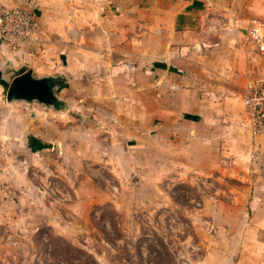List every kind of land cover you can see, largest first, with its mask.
Listing matches in <instances>:
<instances>
[{"label": "rangeland", "instance_id": "obj_1", "mask_svg": "<svg viewBox=\"0 0 264 264\" xmlns=\"http://www.w3.org/2000/svg\"><path fill=\"white\" fill-rule=\"evenodd\" d=\"M0 7L32 12L39 23L14 26L0 41L2 57L9 52L21 64L0 70V264H259V255L242 251L248 182L237 162L206 147L177 152L152 141L130 151L121 134L112 144L99 140L95 127L100 119L110 127L108 111L74 134L60 131L73 123L66 101H8L12 79L29 70L61 84L58 93L67 61L81 69L82 47L52 41L66 31L43 27L32 0ZM24 104L50 112L44 130L53 142L35 154L21 127L29 116L39 120ZM75 115L82 128L83 114Z\"/></svg>", "mask_w": 264, "mask_h": 264}, {"label": "crops", "instance_id": "obj_2", "mask_svg": "<svg viewBox=\"0 0 264 264\" xmlns=\"http://www.w3.org/2000/svg\"><path fill=\"white\" fill-rule=\"evenodd\" d=\"M26 1L0 0L9 6ZM32 1L43 27L66 31L52 41L82 47L81 69L69 60L62 73L67 84L58 101H66L68 111L61 112L73 123L60 131L86 133L92 115L108 111L110 127L100 118L94 126L103 142L112 144L121 134L130 151L147 149L145 141H152L177 152L206 147L237 162L248 182L242 251L254 252L264 264V134L253 135L244 125L241 102L248 83L264 77V55L248 35L253 18L264 32V0ZM11 66L21 64L8 52L0 70ZM64 92L73 96L64 98ZM22 106L39 120L33 125L29 116V125L21 127L25 149L46 150L53 142L44 130L50 112ZM75 113L83 114L82 128Z\"/></svg>", "mask_w": 264, "mask_h": 264}, {"label": "built area", "instance_id": "obj_3", "mask_svg": "<svg viewBox=\"0 0 264 264\" xmlns=\"http://www.w3.org/2000/svg\"><path fill=\"white\" fill-rule=\"evenodd\" d=\"M18 19H21L20 23H18ZM38 25V19L32 12L0 7L1 42L9 38L14 26L34 30ZM248 35L254 43L256 51L264 55L263 23L259 19L251 20ZM241 102L245 110L244 125L251 130L253 135L264 134V77L248 83L242 92Z\"/></svg>", "mask_w": 264, "mask_h": 264}, {"label": "water", "instance_id": "obj_4", "mask_svg": "<svg viewBox=\"0 0 264 264\" xmlns=\"http://www.w3.org/2000/svg\"><path fill=\"white\" fill-rule=\"evenodd\" d=\"M59 87L58 82L51 81L49 77L34 76L29 70L12 79L7 91V100H39L55 105V101L59 100L56 93Z\"/></svg>", "mask_w": 264, "mask_h": 264}, {"label": "trees", "instance_id": "obj_5", "mask_svg": "<svg viewBox=\"0 0 264 264\" xmlns=\"http://www.w3.org/2000/svg\"><path fill=\"white\" fill-rule=\"evenodd\" d=\"M59 85H61V84H59ZM57 105H58V104H57V103H55V106H56V107H57Z\"/></svg>", "mask_w": 264, "mask_h": 264}]
</instances>
